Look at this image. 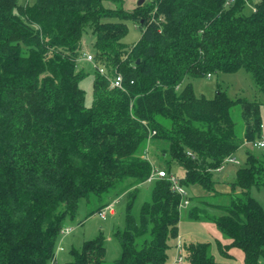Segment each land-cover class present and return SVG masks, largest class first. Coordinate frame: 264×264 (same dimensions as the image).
I'll list each match as a JSON object with an SVG mask.
<instances>
[{"label":"trees","instance_id":"trees-1","mask_svg":"<svg viewBox=\"0 0 264 264\" xmlns=\"http://www.w3.org/2000/svg\"><path fill=\"white\" fill-rule=\"evenodd\" d=\"M126 2L0 0V264L54 263L58 237L66 218L76 217L79 198L86 199L89 217L123 193L124 225L113 230L121 256L113 264H169L182 195L169 179L148 178L154 168L172 173V163L184 169L180 183L189 204L194 188L230 196L229 204H218L195 194L198 203L188 215L216 224L228 238L218 241L223 254L232 257L231 248H240L243 264H259L264 208L252 191L264 186V154L248 152L228 191L218 189L214 174L262 136L261 105L221 88L212 98L198 96L191 82L180 84L243 68L264 94V0H145L132 10ZM128 20L142 29L131 46L123 42ZM87 29L96 35L94 55L107 71L94 75L91 105L79 68ZM116 71L123 88L111 86ZM146 182L150 196L136 215ZM181 246L190 264H218L210 242ZM70 253V264H103L105 237L100 233Z\"/></svg>","mask_w":264,"mask_h":264},{"label":"rangeland","instance_id":"rangeland-1","mask_svg":"<svg viewBox=\"0 0 264 264\" xmlns=\"http://www.w3.org/2000/svg\"><path fill=\"white\" fill-rule=\"evenodd\" d=\"M27 0H20L24 2ZM33 3L35 0H28ZM138 0H127L125 8L132 10L137 6ZM107 5L112 6L110 2H106ZM246 12L250 11L249 7H246ZM128 31L123 38V42L127 46H131L136 43L142 34V29L139 25L133 21L128 20ZM88 30V31H87ZM84 33L82 42V53L79 57V68L84 69L85 74L80 80V86L85 90V102L87 105H91L93 101V79L97 71V67L94 62L87 60L86 55L89 53L94 54L93 43L96 35L87 29ZM188 82L193 84L195 93L198 96L204 95L208 98L215 96L216 90L221 88L227 92L232 98L247 97L249 99H256L261 105V115L263 120L262 136L264 137V94L257 87L254 82L253 76L250 72L241 68L233 72L216 71L211 75H204L196 78H185L180 84V87H184ZM234 118L238 133L242 134L244 130V121L240 114V108L237 107L234 110ZM251 152L256 156H262L264 150L254 147L251 144L241 146L232 155L237 162H229L223 166L221 171H216L214 178L220 182V185H227L232 182L236 177L237 169L246 163L247 154ZM172 173L178 176L184 175V169L177 163L170 165ZM218 187V186H217ZM219 189V188H218ZM196 191L189 190V194L192 197L191 203L185 205L181 209L180 221H179V236L172 239V247L168 251L169 264H190L185 257L183 261L177 262L178 251L176 248L177 242L179 245H183L186 241H207L211 244V253L214 255L218 264H228L234 262L235 264H243V252L240 248H231L232 257L223 254L219 249L218 241H227V237L217 228L216 224L209 218L202 216L200 218H191L188 215V211L191 207L198 202L193 196L195 194L202 193L201 200H205L208 203L229 204L231 198L225 193H209L203 192L200 188H196ZM253 196L261 203L264 208V186L260 188H254L252 191ZM150 196V183L146 182L140 186V191L137 195L134 203V213H139L142 203L149 199ZM128 194L123 193L114 202V213L107 211V217L104 219L98 212L87 217L88 206L86 199L81 197L78 201V210L74 219L66 218L65 226H72L73 230L68 234H61L58 237L57 245H62L63 249L58 250L56 254V261L50 264H70L72 261V255L70 250L75 248H81L84 241L91 238H95L100 233L105 237L106 255L103 264H113L116 259L121 256V246L119 241L114 237L113 230L116 226H123L125 220V211L127 208ZM206 205V204H205ZM206 207V206H205ZM211 213L221 214L222 212L214 207H207ZM111 213V214H110ZM259 264H264V255L259 258Z\"/></svg>","mask_w":264,"mask_h":264},{"label":"built area","instance_id":"built-area-1","mask_svg":"<svg viewBox=\"0 0 264 264\" xmlns=\"http://www.w3.org/2000/svg\"><path fill=\"white\" fill-rule=\"evenodd\" d=\"M233 1L234 0H227V4ZM86 58L87 60L94 62V64L96 65L97 69L101 74L104 75L107 74L106 68L97 62L94 54L89 53L86 55ZM123 85H124V76L121 72L116 71L114 77L111 78V86L117 88H123ZM250 144L253 145L254 147L261 148L264 150V137L261 136L260 138L256 139ZM226 160L229 162H237L231 156L228 157ZM222 168L223 167L219 168L218 170H222ZM157 177L167 178L172 182V189L182 195V202H181L182 207L189 204L188 191L184 186L181 185L180 176L176 175L175 173H169L165 168H154L151 175L148 178V181H151ZM107 211L114 213L113 204L106 207V209L100 211L99 212L100 216L105 219L107 217ZM72 230H73L72 226H67L62 230L61 234H68ZM62 249H63L62 245H59L57 251ZM177 251H178V256L176 258V261L181 262L183 260V254H182V246L179 244Z\"/></svg>","mask_w":264,"mask_h":264},{"label":"crops","instance_id":"crops-1","mask_svg":"<svg viewBox=\"0 0 264 264\" xmlns=\"http://www.w3.org/2000/svg\"><path fill=\"white\" fill-rule=\"evenodd\" d=\"M219 190H222V191H228V186L227 185H217ZM196 188L193 189V191H196L195 190ZM183 261V260H182Z\"/></svg>","mask_w":264,"mask_h":264},{"label":"water","instance_id":"water-1","mask_svg":"<svg viewBox=\"0 0 264 264\" xmlns=\"http://www.w3.org/2000/svg\"><path fill=\"white\" fill-rule=\"evenodd\" d=\"M145 0H138L137 4L141 5Z\"/></svg>","mask_w":264,"mask_h":264}]
</instances>
